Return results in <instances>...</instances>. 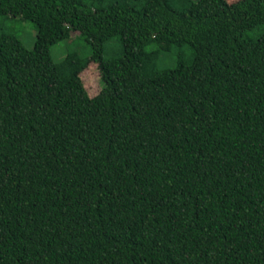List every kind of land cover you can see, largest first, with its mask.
Wrapping results in <instances>:
<instances>
[{
  "label": "trees",
  "instance_id": "16d2710c",
  "mask_svg": "<svg viewBox=\"0 0 264 264\" xmlns=\"http://www.w3.org/2000/svg\"><path fill=\"white\" fill-rule=\"evenodd\" d=\"M0 17L37 29L32 50L0 33V264H264V0H0ZM74 33L91 55L55 62Z\"/></svg>",
  "mask_w": 264,
  "mask_h": 264
},
{
  "label": "rangeland",
  "instance_id": "374dc122",
  "mask_svg": "<svg viewBox=\"0 0 264 264\" xmlns=\"http://www.w3.org/2000/svg\"><path fill=\"white\" fill-rule=\"evenodd\" d=\"M235 2L236 0H229ZM6 31L12 35H16L21 39L25 47L32 50L35 47L37 29L35 25L29 21H22L21 19H12L0 17V33ZM258 33L264 34V27H262ZM78 33H74L72 39L58 44L52 48V55L55 62H61L67 56L70 51L79 50L81 54L85 56L91 55V47L83 39L76 38ZM254 35V34H253ZM257 36V34H255ZM184 55L187 58L191 57L192 50L189 46L184 47ZM121 53V45L116 39L109 45L105 57L110 58L113 55H119ZM164 58H167L165 62L160 66L163 68H175L178 62V55L176 51L164 52ZM83 82L91 96L97 95L101 90L100 74L97 65L90 66L81 75ZM5 231L0 225V238L5 236Z\"/></svg>",
  "mask_w": 264,
  "mask_h": 264
}]
</instances>
